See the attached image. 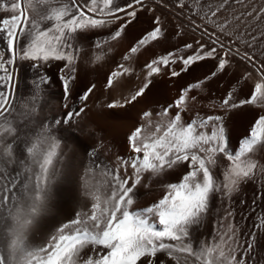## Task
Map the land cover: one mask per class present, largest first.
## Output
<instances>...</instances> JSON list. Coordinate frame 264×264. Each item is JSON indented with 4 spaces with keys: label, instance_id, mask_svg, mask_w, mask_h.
<instances>
[{
    "label": "snow or ice",
    "instance_id": "1",
    "mask_svg": "<svg viewBox=\"0 0 264 264\" xmlns=\"http://www.w3.org/2000/svg\"><path fill=\"white\" fill-rule=\"evenodd\" d=\"M39 3L55 6L40 11L33 0H11L8 5L0 2V12L10 13L0 17V34L6 45V52L0 51V264H167L158 255L161 253L176 264H246V258L255 252V246L248 244L244 255L238 259L235 229L231 224L218 242L199 243L193 240V232L207 218L216 194L231 198L240 184L253 180L258 173L264 174V165L258 166L254 159L257 152L264 150V114L256 115L249 132L238 142L239 150L229 153L225 129L220 126L222 117L193 119L186 124L182 121V113L196 101L189 93L193 89L203 90L204 81L181 90L174 101L177 111L163 129L156 125L149 132L152 113L144 112L141 120L148 123L137 126L128 136L130 158L123 160L115 170L105 169L103 194L99 189L93 190L87 180L83 182L84 195L91 200L90 211L77 214L75 219L59 226L56 234L49 236L45 243L33 244L32 236L54 208L53 185L59 175L54 160L58 159V152L62 155V130L75 117L81 116L85 108L69 109L63 113V119L53 118L55 127L37 121L35 102L38 99L42 102L40 85L48 81L42 78L32 93L33 101L18 110L14 107L12 69L18 62H29L37 69L61 62L60 80L67 101L72 85L78 79V41L92 39L88 33H100L118 25L106 38L95 37L94 46L102 48L105 43L121 38L139 12L154 11L145 0H128L124 5L117 4L116 0H87L83 6L78 0H70V3L39 0ZM177 6L187 7L179 0ZM220 11L216 8L210 16L204 13L208 17L205 24H210L213 29H203L211 40V47L196 41L198 46L195 48L192 44L184 45L185 49H192L186 57L169 52L151 60L144 65L147 72L144 85L123 100L109 102L104 107L123 109L137 102L148 90L151 78L162 74V68L174 78L194 64L210 59L216 61L215 70L205 80L227 73L234 60L243 61L254 70L242 79L259 77L248 96L238 102L235 101V90L229 91L222 100L226 110L245 106L264 109V62L246 50L241 51L239 46L231 47L235 34L226 30L228 22L220 25L212 19ZM245 14L257 21L264 20V8ZM49 22L50 26L43 27ZM152 24L153 27L123 57L124 61H130L141 46L165 37L161 18L154 17ZM217 31L224 35L227 44L219 38ZM256 39L252 37V40ZM242 42L249 48L253 46L248 41ZM178 61L183 65L179 71L170 67ZM133 72L132 67L120 63L117 70L109 74L106 88L114 87V80L118 82ZM94 87L88 88L80 100L87 101ZM170 110L171 107L160 115L167 117ZM210 123L213 124L210 133L201 131ZM20 124L25 128L35 125V128L31 134H22ZM219 154L229 161L222 182L217 181L213 172ZM242 157L246 158L242 160ZM181 165H186L185 173L179 182L165 186V194L158 202L132 210L135 190L146 175L162 177ZM228 215L231 216V212ZM254 227L264 228V218ZM249 238L255 240V233Z\"/></svg>",
    "mask_w": 264,
    "mask_h": 264
},
{
    "label": "rangeland",
    "instance_id": "2",
    "mask_svg": "<svg viewBox=\"0 0 264 264\" xmlns=\"http://www.w3.org/2000/svg\"><path fill=\"white\" fill-rule=\"evenodd\" d=\"M150 1L152 2V0ZM150 1L147 2V0H145L146 5L152 7L154 11L157 10V13H155L156 11L151 12L155 13L154 15L156 17L161 16L160 18H162L164 16L161 19L164 26V30L173 27L179 33L178 40H185L187 44H193L194 40L196 39L189 37L193 34L198 33L200 35L199 41L203 44L208 45L209 47L212 46L211 40L207 33H203V29L205 27H209L210 30L213 29L210 24H205V20L208 19V17L205 16L204 13L207 12L210 16L211 11L215 10L216 8H220L221 11L218 13L217 17H212V19H214L216 23L220 25L225 24L226 21L228 22L226 30H231L235 34L233 37V39H235V42L231 45V47L235 48L239 46L241 51L246 50L254 54L257 57L258 61L264 62V20L257 21L245 14L249 10H260L264 8V0H241V2H237V0H179L181 4L187 5V7L183 8L177 6V0H167L168 2H163L166 1L163 0L158 4L157 2H159L160 0H153V3L157 6H154L153 3L150 4ZM0 2L8 5L11 3V0H0ZM33 2L36 5L37 9L40 11H47L50 7L55 6L52 4L41 5L39 3V0H33ZM116 3L119 5H123L124 2L123 0H116ZM161 3H168V5H166V8H164L165 4L159 6ZM139 14L140 13H138V15ZM7 15H10V13L0 12V17ZM155 16H152V18L150 17L149 19L145 20L147 24L144 25H146L148 29H151L153 27L152 20ZM48 26H50V22L43 25V27ZM129 26L128 28H133L135 26V28H137V25L133 27ZM185 32H187L188 35ZM182 33L183 35H186L184 36L185 38H180ZM217 35L227 44L228 41L227 39H225L222 33L217 31ZM88 36L93 38L81 39L78 41V47L80 49L77 54L78 79L72 85L71 92L72 97L76 99L74 101L75 109L73 111L84 107L85 112L81 116L75 117L71 121V123L67 124L64 127H71L72 129H76L77 132L83 133V127L89 124L88 130H91L92 132L103 131L104 136H106L107 138H112L120 142V147L122 151V161L129 159L132 155L128 147V136L131 131H133L137 126L141 124L148 123V121L141 120V116L144 112L152 113L151 128L149 129V132L154 130L156 125H160L163 129L167 126L169 119L175 115L177 109L174 107V101L179 98L178 96L181 93L180 89L182 90L191 84H188L186 85V87L184 86L178 89L179 87H177L176 84L173 85V81H178L180 79H183L185 76L191 75L192 71L196 68V66H204L203 72L206 73L204 74L202 72L203 77H210V74L215 70L214 66L216 64V61L210 59L194 64L187 72H183L180 76L174 78H170L168 70L162 68V74L154 75L151 78V84L148 90L142 97L138 99L137 102H135L134 104H130L123 109L109 110L103 106L115 100H123V98L128 97L130 94H133L136 90H138L144 85V83L146 82L145 77L147 75L144 65L150 62V60H146L143 57L140 58V61L143 65L141 73L135 76L132 75L130 76V78L127 77V79L126 77H121L118 82L114 80V87L107 89V78L112 71H115V69H117V67L111 68V70L110 68H103V61L108 56H112L114 58H123V48L120 46H116V40L105 43L102 48H96L94 46L95 37L99 36L101 39H104L107 36L101 37L102 35H100V33H88ZM253 36L257 37V39L252 40ZM83 40H88V44L84 45ZM242 41H248L253 46L249 48ZM197 46L198 45H195L193 46V48ZM177 48L178 51H176V53L178 56H187L192 53V49H185L184 46H177ZM0 51L6 52V45L1 46ZM99 56L101 60L97 59V57ZM209 61H213V63L209 64ZM26 63L27 66L29 65V71L32 69L30 71L32 75L38 77L39 79H47V84L40 85V91L42 93L44 92L43 95L46 94L50 97L49 103L50 105L52 103L51 106L53 110L59 112L61 109V111H64L66 109L65 104L68 105V103L66 101L62 102L60 100L61 95L59 94V92H57H63L62 82L61 80H59L61 75L60 69L63 66L62 63L54 62L39 69L33 68L31 66V63L29 62ZM123 63L125 64V66H130L131 60L124 61ZM170 67H173L177 71H179L183 67V65L178 61L175 65H171ZM247 72L254 73V70L250 67L249 64L243 61L234 60L232 66L230 67L227 73L218 75L215 78H209L206 81L210 84H212L213 82H217L216 86L212 88L213 90L215 89L213 94L216 95L222 93L226 97L229 91L235 90V101L238 102L239 100L244 99L246 96H248L250 90L254 88L255 81L259 79V77H255V79L248 80L242 79V77ZM93 85L95 87L93 88V91L89 95L87 101H81L80 96L83 95V93ZM155 86L158 88H156ZM152 87H154V93L152 90L151 92L149 91ZM159 87L161 89L165 88L164 92H162L163 89L160 90ZM191 94L192 92L189 93L190 96ZM150 95L152 97L155 96L153 98V102L156 103H154L152 107L148 104L147 101ZM54 104L58 106H55ZM100 105H103V112L102 110L98 111L99 109H97V106L101 108ZM170 107L171 110L167 117L160 115V113ZM209 107L211 106H208L207 104L196 100L194 103H191L189 105V109L186 112L182 113V121L186 124L191 122L193 119L199 120L202 119L204 116L207 117L206 115H208V117L211 115L212 117H222L220 126L224 127L225 129V135L230 145V147L228 148L229 153H233L234 151L239 150L238 142L241 141L247 135L250 126L256 118V115L258 113L264 114V109H251L248 106L234 110H226L225 108H223V106L221 107L223 111H221L220 109L219 112L218 110ZM201 112H203L204 114H200ZM236 113L240 114L234 116L236 115ZM194 115H202L203 117L200 116L199 118H197ZM227 116H229L230 118H227ZM232 118H235L236 120H233ZM249 118L252 119L248 120ZM135 123L138 124L136 127L133 126ZM212 128L213 124L210 123L207 129H202L201 131H206L210 133L212 131ZM91 131H88L87 141L94 145V143L96 142L92 141V139H94V135H90ZM65 141L68 142L69 146L65 145ZM69 141L70 140L67 136L61 135V147L65 146L62 147L63 149H65L63 150L61 148L60 151H63L64 153H66L67 151L70 153L71 151L80 153V147L76 143ZM111 155L116 154L113 153ZM108 158L109 160H111L110 155L108 156ZM245 158L246 157H242V160ZM254 159L258 161V166L264 165V150L257 152ZM227 161V158L224 157L223 154H219L217 156V164L213 168V172L218 182L223 181V173L229 165V161ZM111 163L116 169L114 163ZM179 167L166 173L164 176L159 177V180H161L157 182L156 185H138L135 190L136 194L134 195L138 197V199L135 200L132 210H140L158 202L159 199H161L165 194V186L169 183L179 182L180 178L185 173L186 165H181ZM121 176L123 177L122 173ZM229 212H231V216L228 215ZM262 218H264V174L258 173L253 180H249L240 184L238 190L232 194L231 198L228 199L226 197H222L220 194H216L212 198L210 212L207 218L194 230L193 240L199 243H204L205 241L218 242L221 234L226 233L227 226L231 224L232 227L235 229V246L238 248V251L236 253L237 258L239 259L241 256L244 255V249L247 248L248 244H254L255 252L248 254L246 258V264H264V228L254 227L260 224ZM253 233H255V240L249 238ZM225 238L227 237L225 236ZM91 254L94 255L95 253ZM158 255H160L162 259L166 260L167 264H176L174 260H169L166 254L161 253Z\"/></svg>",
    "mask_w": 264,
    "mask_h": 264
},
{
    "label": "bare ground",
    "instance_id": "3",
    "mask_svg": "<svg viewBox=\"0 0 264 264\" xmlns=\"http://www.w3.org/2000/svg\"><path fill=\"white\" fill-rule=\"evenodd\" d=\"M148 1H150V0H147V2ZM162 1L163 0H160L159 2H157V4L162 2ZM65 2L70 3V0H65ZM123 2H124L123 3V5H124V4L128 3V0H123ZM163 2H168V1L166 0ZM78 3L81 6H83L84 4L87 3V0H78ZM151 3H153V0H152V2L150 1V4ZM163 4H165L164 8H166V5H168V3H163ZM163 4L161 3L159 6H161ZM154 6H157V5L154 4ZM167 7H169V6H167ZM164 10H166V9H164ZM155 11L154 12L157 13V10H155ZM167 11H168V9H167ZM139 13L140 14L138 15V18L135 19L130 24L131 26H129V27H133V26L137 25V28H135L136 27L135 26L133 28L126 29L124 35L121 38H119L118 40H116V46L117 47L120 46L123 48L124 56L126 54H129L130 48L148 30H150V29H148V27L146 25H144V24H147L145 22V20L149 19L150 17L152 18V16H155L154 15L155 13H153L151 11H147V10H145L143 12H139ZM159 17H161V16H159ZM183 22H184V20H183ZM116 26H118V25H113L112 28L104 29L102 32H100V35H102L101 37L108 36L111 33V31L113 30V28H115ZM180 32H181V30H180ZM185 33L188 35L187 32H185ZM178 36H179L178 31L176 29H174L173 27H171V28L165 29V37L163 39H158L157 41L149 42L146 46H141L138 53L132 55V59H131V63H130V67H132L134 69V72L132 73V75L135 76V75L141 73V71L143 69V67H142L143 65H142V62L140 61V58L143 57L146 60L151 61L152 59H155L159 56L166 55L169 52H176V51H178L177 46L183 47L185 44H187L185 42V40L179 41ZM184 36H186V35H183V33H182L180 38H185ZM191 37L195 38L196 40L193 39L194 40L193 44L192 43H190V44H192L193 46L197 45L196 41H199L200 35L198 33H196V34H193L192 36H190L189 38H191ZM83 41H84V45L88 44L87 43L88 40H86V41L83 40ZM3 45H5V44L3 43L2 34H0V47ZM103 62H104L103 68H110V70H111V68L117 67L120 63H123L124 61H123V58H114L112 56H108ZM209 62H210L209 64L213 63V61H209ZM105 65H106V67H105ZM28 66H27L26 62H18L17 65L12 69L13 73H14V77H15V90H14L15 104H14V107L18 110H20L25 103H31L33 101L32 93L34 92L36 85L41 81V78L39 79L38 77H36L30 73V71L32 69L29 71ZM203 67L204 66H196V68L192 71L191 75L185 76L183 79H180L178 81H173L172 83H173V85L176 84L177 87H179L178 89H180L184 86L186 87V85H188V84H194L197 81H204V83L202 84L203 90L193 89L191 96H195L196 100H199L200 102H203V103L207 104L208 106H211L212 108L218 110V112H219L221 107H223L222 106L223 105L222 100H223V98H225V95L222 93H219L218 95L213 94L215 89L213 90L212 88H214L216 86L217 82H215V83L213 82L212 84H210L209 82H207L205 80V77H203V75H202L203 73L204 74L206 73V72H203ZM115 70H117V69H115ZM108 71H109V69H108ZM127 77L130 78V76H127ZM127 77H126V79H127ZM153 88L154 87L150 88L149 91L150 92H151V90L153 91ZM156 88H158V87H156ZM162 89L160 88V90H162ZM164 89L162 92H164ZM180 91H181V89H180ZM57 92H59V94L61 95L60 100L62 102H64L65 100L63 97V92H61V91H57ZM154 92H155V90L153 91V93ZM105 93H106V91H105ZM49 95H51V94H49ZM154 97H152L150 95L148 97V100H147L148 104L151 107L153 106L154 103H156V102H153ZM49 99H50V97L45 94V95H42V102L39 99L36 100L35 106L38 109V115L36 116L35 119L37 121H44L45 123L52 125L53 118L63 119V113L64 112L68 111L69 109H71V110L75 109L74 101L76 99H74L72 97V95L66 101L68 103L67 107H65L66 109L64 108L65 110L61 111V109L59 108L60 109L59 112L53 110V108L51 106L52 103L50 105ZM155 100H157V99H155ZM55 101H57V100H55ZM55 106H58V105H55ZM100 106H101V108L99 106H97V109H99L98 111L102 110V112H103V110H104V108H102L103 105H100ZM211 107H209V108H211ZM55 108H57V107H55ZM221 111H223V109H221ZM235 112H237V111H235ZM202 113L203 112H201L200 114H202ZM195 114H197V113H195ZM229 114H230V112H229ZM229 114H227V115H229ZM239 114L236 113V115H234V116H237ZM202 115H200V116H202ZM194 116L197 118L200 117V116H196V115H194ZM206 116L208 117V115H206ZM228 117L229 116H227V118ZM17 119H19V117H17ZM251 119L249 118L248 120H251ZM228 123H229V121H228ZM88 125L89 124H87L83 127V130H82L83 133H79L76 131V129H72L71 127H67V128L64 127L62 130V135L67 136L68 139L70 140L69 142H74L80 147V153H76V152H72V151H71V153L68 151H67L68 153L66 151H65L66 153H64L62 151V155H60L58 152V159L54 160V164L56 165V168H57L58 173H59V175L57 176V181L53 185V196H54V198H53L52 204L54 205V208L50 214H47L42 219L41 226H40L39 230H37L34 233V235L32 236L33 244L40 245V244L45 243L47 241V239L49 238V236L56 234V229L59 226H61L64 223H69L71 220L76 218L77 214H83L85 212L90 211L91 200H90V198H86L84 195V190L82 187L83 182L85 180H87L91 185H93V190L99 189L101 191V194H103V190L105 187V180H106V177L104 174L105 169L115 170V168L111 162L114 163L116 168L119 167L123 162L122 161V153H121L122 151H121V147H120V142L115 140V139H112V138L111 139L107 138L106 136H104L103 131H100V132L93 131L92 132L91 130H88ZM137 125L138 124L135 123L133 126L136 127ZM54 126L55 125H53V127ZM19 127L22 131V134H31L33 129L35 128V125H29L27 128H25L23 126V124H20ZM88 131H91L90 135H92V136L94 135L93 136L94 139H92V141L96 142V143H94V145H92L90 142L87 141L88 140ZM65 142H64L65 145H68V142L67 141H65ZM62 147H65V146H62ZM67 148H69V147H67ZM113 153L116 155H111ZM109 155L111 156V160H109V158H108ZM258 159H259V157H258ZM101 165L103 167H100ZM120 171H121L122 175L124 176L123 168H121ZM128 173L131 174L130 168L128 169ZM160 180H159V177L150 178L149 176L146 175L144 180L141 182L140 185H147V186L149 184L156 185V183L159 182ZM137 199H138V197L134 196V200H137ZM181 259L183 260L184 258L181 257Z\"/></svg>",
    "mask_w": 264,
    "mask_h": 264
}]
</instances>
